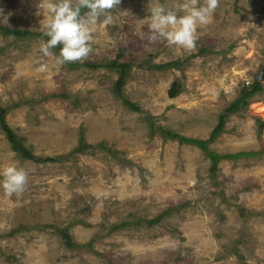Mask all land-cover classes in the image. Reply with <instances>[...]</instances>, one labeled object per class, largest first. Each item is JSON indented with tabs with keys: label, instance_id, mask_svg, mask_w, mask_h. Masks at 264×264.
I'll use <instances>...</instances> for the list:
<instances>
[{
	"label": "rangeland",
	"instance_id": "obj_1",
	"mask_svg": "<svg viewBox=\"0 0 264 264\" xmlns=\"http://www.w3.org/2000/svg\"><path fill=\"white\" fill-rule=\"evenodd\" d=\"M39 2L0 0V26L43 33ZM153 2L121 0L109 24L101 17L93 26L92 51L77 61L99 63L124 48L122 60L135 65L123 94L141 112L113 93L115 71L58 67L54 49L48 57L39 51L46 38L20 40L0 31V106L25 145L42 157L67 155L82 129L88 143L105 141L132 162L98 149L34 162L12 151L0 130V168L15 163L27 173L19 196L0 189V264H264V153L221 160L212 176L204 152L150 135L146 119L207 138L218 114L264 66V15H257L264 0H218L191 50L147 38ZM160 2L173 8L178 0ZM170 60L180 67L138 66ZM41 63L47 72L36 71ZM174 80L181 88L170 98ZM54 92L69 97L43 98ZM257 117L264 120V90L229 115L209 147L220 154L264 148ZM172 206L156 224L145 222ZM124 221L129 225L110 231ZM58 228L85 249L66 247Z\"/></svg>",
	"mask_w": 264,
	"mask_h": 264
},
{
	"label": "clouds",
	"instance_id": "obj_2",
	"mask_svg": "<svg viewBox=\"0 0 264 264\" xmlns=\"http://www.w3.org/2000/svg\"><path fill=\"white\" fill-rule=\"evenodd\" d=\"M121 0H40L38 8L43 15L44 40L39 51L43 56L52 55L59 46L55 65L82 61L92 51L93 26L103 17V24L112 20L111 11ZM218 0H178L167 8L154 0L148 8L147 30L150 41L163 40L170 46L184 50L195 47L198 29L207 26ZM48 65L41 63L36 69L44 73ZM27 173L15 163L0 168V189L11 197L25 190Z\"/></svg>",
	"mask_w": 264,
	"mask_h": 264
},
{
	"label": "trees",
	"instance_id": "obj_3",
	"mask_svg": "<svg viewBox=\"0 0 264 264\" xmlns=\"http://www.w3.org/2000/svg\"><path fill=\"white\" fill-rule=\"evenodd\" d=\"M0 31L5 36L13 37L14 39H29V38H40L44 37L42 32H36L28 29H19V28H12V27H3L0 26ZM47 39V38H46ZM55 52L58 54L59 46L57 48H54ZM124 55V48H120V50L117 52L116 56L112 59H108L99 63H77V62H71L69 63L70 67H78V66H85L89 68H106L110 69L112 71H115L117 73V78L114 81L112 85V91L115 93L118 97H120L122 104L129 110L134 112H141V107L136 104L135 102L128 99L123 94V87L126 83L127 76L135 63L131 61H124L122 60V56ZM195 55H190V57H194ZM138 66H143L147 69H153V70H166L169 68H179L180 67V61L178 60H170L164 63H146L138 64ZM180 82L177 80H174L169 89H168V96L170 98H173L177 96L180 92ZM264 87L261 82L252 79L250 83H248L246 86H244L239 95L232 100L228 106H226L222 112L218 114L217 122L214 125V127L209 132L207 138L200 139V138H192L184 136L175 130H172L170 128L164 127L160 124H155L152 120V116L147 115L146 119L149 125L150 129V135H159L163 140H171V141H177L180 144H187L191 146H195L198 149H200L202 152H204L205 156L209 159L210 165H209V173L210 175L214 176L216 172L218 171L219 167L218 164L221 160H236L238 158H248V157H256L261 156L264 153V148L258 150V151H239L234 153H217L214 150H212L209 145L225 130V123L229 115L236 113L243 108H245L249 104V99L256 93L263 91ZM68 98L69 95L66 93H50L45 95L43 98L45 99H51V98ZM6 113L7 108L0 106V130L3 133L4 137L8 141L10 148L12 151H14L19 157L27 160H31L34 162H56L63 158H65L67 155L70 154H76V153H84L88 150H101L106 153H108L113 159L123 163V164H131L132 162L127 159L123 153L116 149L114 146L108 144L105 141H100L94 144L88 143L85 139V136L82 132V129L78 130V136H77V144L75 147L67 154L63 156H56V157H49V156H38L36 155L27 145H25L24 137L20 134H18L13 128H11L7 122H6ZM255 124V133L258 138H260L262 131L264 130V120L261 118H255L254 119ZM175 207H169L168 209L164 210L160 215L152 218V219H146L145 222L148 225L156 224L162 217L169 215L171 211L176 210ZM129 225V222L124 221L121 223L113 224L110 231H117L122 229L123 227ZM61 239L63 240L64 244L68 248L72 249H85L87 246L86 244H79L72 240L71 235L69 234L68 230L66 228H58L57 229Z\"/></svg>",
	"mask_w": 264,
	"mask_h": 264
},
{
	"label": "water",
	"instance_id": "obj_4",
	"mask_svg": "<svg viewBox=\"0 0 264 264\" xmlns=\"http://www.w3.org/2000/svg\"><path fill=\"white\" fill-rule=\"evenodd\" d=\"M264 78V66L263 68L260 70V72L255 76V80L259 81V82H262Z\"/></svg>",
	"mask_w": 264,
	"mask_h": 264
},
{
	"label": "built area",
	"instance_id": "obj_5",
	"mask_svg": "<svg viewBox=\"0 0 264 264\" xmlns=\"http://www.w3.org/2000/svg\"><path fill=\"white\" fill-rule=\"evenodd\" d=\"M264 6V5H263ZM257 15H264V7L263 8H261L260 10H259V12L257 13ZM249 82L248 81H246V84H248Z\"/></svg>",
	"mask_w": 264,
	"mask_h": 264
}]
</instances>
